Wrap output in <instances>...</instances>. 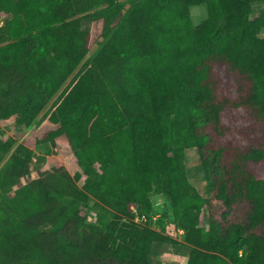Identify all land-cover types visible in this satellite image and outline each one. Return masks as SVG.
Masks as SVG:
<instances>
[{
  "label": "trees",
  "instance_id": "trees-1",
  "mask_svg": "<svg viewBox=\"0 0 264 264\" xmlns=\"http://www.w3.org/2000/svg\"><path fill=\"white\" fill-rule=\"evenodd\" d=\"M255 1L0 0V121L37 125L27 143L0 135V264H149L153 244L172 240L149 226L161 215L86 229L81 205L92 196L123 215L132 205L158 213L153 191L170 200L187 264H264V0L252 18ZM201 3L208 16L195 25L190 7ZM43 142L66 148L74 176L63 166L32 175ZM191 147L208 197L188 177Z\"/></svg>",
  "mask_w": 264,
  "mask_h": 264
},
{
  "label": "rangeland",
  "instance_id": "rangeland-1",
  "mask_svg": "<svg viewBox=\"0 0 264 264\" xmlns=\"http://www.w3.org/2000/svg\"><path fill=\"white\" fill-rule=\"evenodd\" d=\"M261 10V2L258 0L255 1L253 3L251 17L257 18L261 14ZM190 13L195 25L202 22L208 16L206 3L192 5L190 7ZM6 18L7 17H5V19ZM92 23L93 20L91 15L83 17L82 26L84 29L91 28ZM260 35L264 37V28L261 30ZM36 130L37 125L34 123L28 122L27 124H21L19 121H0V135H12L20 142H29ZM72 160L74 161L72 155H69L65 147L58 150V148L54 147L51 142L38 143L33 147L31 172L33 176H36L46 170L63 166L72 176H74V170H72L71 167L73 165ZM185 165L188 177L198 191L204 196H210L212 193V187L207 181L204 172V164L198 147L187 148ZM150 197L154 210L161 214V220L160 222L150 224L149 226L172 237V240L163 242L158 241L153 244L150 253L151 256H149V264H187L191 248L185 241V236L180 233L179 230L175 229L174 215L170 200H167L162 193L155 191L150 193ZM66 201H70V198H66ZM83 206L87 207L86 220L84 222V227H86V229H90L92 225L95 224L103 229H106L108 226H112L115 223H119L121 226H144L135 223L131 214L123 215L116 211H110L92 196L89 198L88 202L82 203L81 207ZM205 210L207 213V209ZM39 227L42 231H50L51 229V225L48 222L41 223ZM117 243H120L123 249L128 248L133 253L134 246L131 245L132 242L130 240L119 239L117 240ZM162 252L164 256L160 255ZM37 264H46V262L40 261ZM94 264H98V262ZM100 264H127V262L120 260H106Z\"/></svg>",
  "mask_w": 264,
  "mask_h": 264
},
{
  "label": "built area",
  "instance_id": "built-area-1",
  "mask_svg": "<svg viewBox=\"0 0 264 264\" xmlns=\"http://www.w3.org/2000/svg\"><path fill=\"white\" fill-rule=\"evenodd\" d=\"M5 17L0 19V25L3 24ZM132 218L136 223L140 224H149L151 222H156V220L161 215L160 213H147L145 211H142L138 206L132 205V212H131ZM183 231V230H181Z\"/></svg>",
  "mask_w": 264,
  "mask_h": 264
},
{
  "label": "crops",
  "instance_id": "crops-1",
  "mask_svg": "<svg viewBox=\"0 0 264 264\" xmlns=\"http://www.w3.org/2000/svg\"><path fill=\"white\" fill-rule=\"evenodd\" d=\"M160 255L164 256L163 252H162ZM150 256H151V255H150Z\"/></svg>",
  "mask_w": 264,
  "mask_h": 264
}]
</instances>
